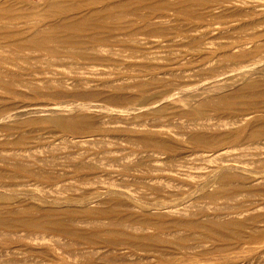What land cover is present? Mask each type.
Masks as SVG:
<instances>
[{
	"label": "rangeland",
	"instance_id": "374dc122",
	"mask_svg": "<svg viewBox=\"0 0 264 264\" xmlns=\"http://www.w3.org/2000/svg\"><path fill=\"white\" fill-rule=\"evenodd\" d=\"M68 1L0 0L27 16L0 27L49 29L133 0ZM162 1L132 5L120 33L96 30L108 39L95 54L89 33L45 50L1 39L0 217L56 218L78 238L0 225V264H264V0L144 21L149 2H176ZM116 220L138 226L133 244L110 246Z\"/></svg>",
	"mask_w": 264,
	"mask_h": 264
},
{
	"label": "bare ground",
	"instance_id": "6f19581e",
	"mask_svg": "<svg viewBox=\"0 0 264 264\" xmlns=\"http://www.w3.org/2000/svg\"><path fill=\"white\" fill-rule=\"evenodd\" d=\"M68 1V0H67ZM80 1V0H79ZM92 1H94V0H92ZM92 1H90L91 3H92ZM102 1V3H104L103 1L104 0H96V2H94L95 4L96 3H100ZM106 1V0H105ZM112 0H110V2H111ZM118 1H120V0H118ZM141 1V0H140ZM149 1H152V0H149ZM166 1V0H165ZM173 1V0H172ZM206 1H211V0H206ZM230 1V0H229ZM68 2H70V0L68 1ZM76 2H77V0H76ZM80 2H82L83 3V1H80ZM80 2H78V3H80ZM90 2H89V5H90ZM139 2V0H133L131 3H128V2H118L117 4H115V6H112L111 7V4H110V6H105V7H103V8H99L98 7V9H96V10H94V12L93 11H91L92 13H87V14H83V13H81L80 14V16H78V18H65V16H64V18L65 19H63V17H62V19L63 20H57V18H56V22H54V23H49V24H52L51 26H50V28L49 29H46V27H45V29L43 28V26H42V24H44L45 22H43L42 23V21L41 22H39L40 23V25L41 26H39V27H34L32 24V26L30 25V24H28V22L26 21V23H27V26H25V27H27L26 29H28V30H26V31H28L29 33H30V35L28 34L27 35V33H23V34H20V33H17L18 32V30H17V32H16V30H15V32H14V34H10V32H4V30L3 29H5L6 30V26L5 27H3V26H1L0 27V41H1V39H3V38H5L6 40L7 39H9L8 40V42L10 41V40H13V43L15 44V45H17L19 48H24V47H33V48H38V49H43V50H45V49H52V46L53 45H56V44H63L64 42H65V40H72L73 42H75V41H77V40H79V38H81V36H82V34H86V33H89V35H91V42L92 43H90L91 45V47L89 48V49H92V50H90V51H92V53L95 51V52H97V51H100V49H101V47H103L104 45H105V42L107 41V37L105 36V35H101L100 33H98L96 30H106V31H110L111 33H113L114 31H116L117 33L119 32L120 33V31H121V29L123 28V27H121V29L119 28L120 26L119 25H121V23H122V19L124 18V16L125 15H127V12H128V10L127 9H129V8H131V6L132 5H134V6H136V4ZM162 2H164V0L162 1ZM161 2V3H162ZM168 2V1H167ZM73 3V2H72ZM86 3V2H85ZM85 3H83L84 5H85ZM94 3H92V6L94 5ZM114 3V2H113ZM116 3V2H115ZM194 4L195 6H196V4L197 5H202L204 2H203V0H176V2L174 3V4H166L164 7H159L160 5H158V7L159 8H156L157 6H156V4H151L150 2H149V10H150V12L148 13V15L147 16H144L143 17V15H142V19L145 21V20H148L149 19V17L151 16V15H153L155 12H157V11H164V10H170L171 8H178V9H180V11L182 10V16L184 15V16H188V17H192L193 16V12L195 11H193V12H191V10H189V8H191V7H189V6H187V5H191V4ZM196 3V4H195ZM211 3V2H210ZM241 3V2H240ZM244 3V2H243ZM58 4H59V2L57 3V2H54L53 3V5L51 6V10L48 8V10H49V12L51 11V12H53L52 14L53 15H55L56 17H57V15L56 14H61V15H63V14H65L66 13V11L64 10V9H60L61 7L60 6H58ZM77 4V3H76ZM83 4H81V5H83ZM88 4V3H87ZM86 4V5H87ZM105 4V3H104ZM6 5V4H5ZM12 5V4H11ZM71 5H73V4H71ZM85 5V6H86ZM99 5V4H98ZM163 5V4H162ZM84 6V7H85ZM104 6V5H103ZM145 6V5H144ZM192 6V5H191ZM11 7V6H10ZM70 7V6H69ZM194 7V6H193ZM198 7V6H197ZM200 7V6H199ZM73 8V7H72ZM78 8V7H77ZM137 8V7H136ZM135 8V10H137ZM142 8V7H141ZM145 8V7H144ZM143 8V9H144ZM12 9H13V7H11V9H9V6H5L4 7V5H0V22H5L6 20L8 21V20H13L12 22H14V24H15V22L16 21H14V19L16 20V18H17V20H18V18H23V20L21 21V20H19V24L21 23V22H23L24 20H26L25 18L27 17V16H25V15H21V16H18L17 14L15 15L14 14V12L12 11ZM20 9V8H19ZM66 9V8H65ZM68 9V8H67ZM79 9V8H78ZM78 9H71V11H76V10H78ZM93 9V8H92ZM142 9V10H143ZM146 9V11H147V8H145ZM144 9V10H145ZM14 10V9H13ZM17 10V9H16ZM70 10V9H69ZM81 10V9H80ZM131 10V9H130ZM140 9L138 8V11H139ZM15 11V10H14ZM20 11V10H19ZM137 11V12H138ZM171 11V10H170ZM16 12V11H15ZM68 12V11H67ZM70 12V11H69ZM169 12V11H168ZM73 13V12H72ZM79 13V12H78ZM144 13V12H143ZM195 13H196V11H195ZM50 14V13H49ZM68 14H70V13H67V15L66 16H68ZM75 14V13H74ZM129 14V13H128ZM133 14V13H132ZM135 14V13H134ZM140 14H142V11H140ZM159 14H160V12H159ZM180 14H181V12H180ZM46 15V18H47V13L45 14ZM130 15V14H129ZM139 15V14H138ZM145 15V14H144ZM150 15V16H149ZM28 16H29V14H28ZM39 16V15H38ZM76 16V15H75ZM74 16V17H75ZM128 16V15H127ZM139 16H141V15H139ZM158 17H159V15H157ZM201 16V15H200ZM236 16V15H235ZM33 17H34V15H33ZM41 17V16H40ZM42 17H43V15H42ZM49 17V16H48ZM50 17H52L51 15H50ZM54 17V16H53ZM121 17H123V18H121ZM130 17V16H129ZM157 17V18H158ZM162 17V16H161ZM31 18V17H30ZM30 18L28 19L27 18V20H30ZM45 18V19H46ZM55 18V17H54ZM54 18H53V20H54ZM136 18H137V16H136ZM155 18V17H154ZM4 19H6V20H4ZM32 19V18H31ZM47 19H49V18H47ZM58 19H60V18H58ZM128 19V18H127ZM138 19V18H137ZM2 20H4V21H2ZM50 20H52L51 18H50ZM124 20V19H123ZM152 20L153 19H151L150 21L152 22ZM155 20V19H154ZM7 21L5 22V23H7ZM10 21V22H11ZM43 21H44V19H43ZM129 21V20H128ZM137 21V20H136ZM30 22H31V20H30ZM121 22V23H120ZM125 22V21H124ZM130 22H132V21H130ZM129 22V23H130ZM24 23V22H23ZM42 23V24H41ZM135 23V22H134ZM137 23H138V21H137ZM148 23V22H147ZM150 23V22H149ZM10 24V23H9ZM8 24V25H9ZM11 24H13V23H11ZM10 24V25H11ZM13 24V25H14ZM17 24H18V22H17ZM22 24V23H21ZM25 24V23H24ZM46 25H47V23H45ZM119 24V25H118ZM126 24V23H125ZM7 25V24H6ZM16 25V24H15ZM39 25V24H38ZM37 25V26H38ZM45 25V26H46ZM122 25H124V23L122 24ZM129 25V24H128ZM150 25V24H149ZM131 26V25H130ZM3 27V28H2ZM9 27V26H8ZM24 27V26H23ZM125 27V26H124ZM132 27H133V25H132ZM15 28V27H14ZM48 28V27H47ZM146 28V27H145ZM12 29V28H11ZM25 29V28H24ZM120 29V30H119ZM22 30V29H21ZM119 30V31H118ZM122 30H124V29H122ZM127 30V29H126ZM129 30V29H128ZM136 29H134V31H135ZM140 30V29H139ZM142 30V29H141ZM144 30V29H143ZM158 30V29H157ZM20 31V30H19ZM23 31V30H22ZM154 31V30H153ZM179 31V30H178ZM102 33H104V32H102ZM109 33V32H108ZM123 33H125L124 31H123ZM24 34H26V35H24ZM137 34V33H136ZM186 34V33H185ZM21 35H23L22 37H21ZM128 35V37L129 36H131V37H133V36H135V35H131L130 34V32H129V34H127ZM141 35V34H140ZM174 35H176V34H174ZM4 36V37H3ZM17 36H19L18 38L19 39H17L16 37ZM66 36V37H65ZM86 36V35H85ZM115 36V35H114ZM120 36V35H119ZM125 36V35H124ZM123 36V37H124ZM84 36H82V38H83ZM117 37V36H116ZM116 37H115V39L114 40H116ZM130 37V38H131ZM66 38H68V39H66ZM119 38V37H118ZM117 38V39H118ZM127 38V37H126ZM5 39H3L4 41H5ZM124 39V38H123ZM120 40H121V37H120ZM109 41V40H108ZM123 41V40H122ZM125 41V40H124ZM123 41V42H124ZM1 42H3V41H1ZM6 42V41H5ZM117 42H118V40H117ZM120 42V41H119ZM10 44H11V42H9ZM13 43H12V45H13ZM84 43H86V41L84 42ZM83 43V44H84ZM107 43V42H106ZM113 43V42H112ZM116 43V42H115ZM65 44H67V43H65ZM70 44H71V42H70ZM5 45V44H4ZM9 45V44H8ZM87 45V44H86ZM85 45V46H86ZM16 46V47H17ZM84 46V45H83ZM84 46V47H85ZM106 46V45H105ZM13 47V46H12ZM3 48V47H2ZM13 48H15V47H13ZM18 48V49H19ZM86 48V47H85ZM86 49H88V48H86ZM1 50V49H0ZM3 50V49H2ZM24 50V49H23ZM94 50V51H93ZM6 51V50H5ZM13 51V50H12ZM50 51V50H49ZM53 51V50H52ZM89 51V50H88ZM17 52V51H16ZM95 52H94V54H95ZM9 53V52H8ZM11 54V53H10ZM9 54V55H10ZM15 56V55H14ZM1 57V56H0ZM4 57V56H3ZM8 58V57H7ZM5 59V58H4ZM19 60V59H18ZM3 61H7V60H3V58H2V60H1V58H0V63H3ZM11 62V61H10ZM17 62V61H16ZM18 64V63H17ZM2 72V71H1ZM1 72H0V74H1ZM2 81V80H1ZM248 89V88H247ZM242 91H244V90H242ZM250 91V90H249ZM246 93V92H245ZM251 93V94H250ZM249 94L250 95H252V92H250ZM241 94V93H240ZM247 94V96H249L248 95V93H246ZM245 95V94H244ZM258 95V94H257ZM246 96V95H245ZM245 96H243V95H238V97H235L234 96V98L232 99V97H231V99L230 98H228V100L227 101H225L226 103H232V102H236L237 100H242V99H247V98H249V97H247L246 96V98H245ZM255 96H256V93H255ZM239 97H240V99H239ZM222 100V99H221ZM223 101V100H222ZM241 102V101H240ZM239 102V103H240ZM246 102V101H245ZM244 103V102H243ZM225 104V103H224ZM223 104V105H224ZM230 105V104H229ZM53 109H57L56 107H54ZM74 124V123H73ZM74 126H76V124L74 125ZM72 127V126H71ZM106 213V212H105ZM105 213L104 212H101L100 213V215L101 214H104L105 215ZM16 219H19V220H15V218H11L10 216H8V217H0V225H3V226H7V225H9L10 226V224H21V225H23V224H27V225H30L31 227L30 228H32V226L35 228L36 226L38 227V226H42L43 228H50L51 230L52 229H58V230H61V231H59V232H62L64 235H65V233L68 235H70L71 236V238H73L74 239V237H77V236H75V234H74V232L72 231V230H70V228L69 227H71V226H67V225H65V224H63L61 221H59L58 219H56V218H50V217H47V219H45V220H43V221H39L38 219L36 220V219H34V218H31V217H23V218H16ZM63 221L65 220V219H62ZM73 222V221H72ZM100 222V221H99ZM110 223V224H109ZM108 224V226H107V233H109V238L110 239H108V240H110V246L111 245H115L116 243L118 244V243H123L124 244V246L126 245L125 243H127V242H131V238L133 237V232L131 231V230H133L134 232L135 231H137L136 230V228L138 229V226L136 227V228H134V224L133 225H131L130 223H127L126 221H121V220H119V221H117L116 220V222H114L113 221V223L112 222H109ZM210 223H212V222H210ZM90 224V223H89ZM98 224V223H97ZM104 224V223H103ZM242 223H239V222H231V223H226L225 222V224H221V222H220V224H217V223H215V224H213V227L214 228H216V230L218 229V230H220V229H222V230H228V229H230L231 227H237V228H239L240 226H242L241 225ZM105 225V224H104ZM193 225H196V223L195 224H193ZM14 226V225H13ZM26 226V225H25ZM99 226V225H98ZM144 226H147L146 224L144 225ZM143 226V227H144ZM160 226V225H159ZM204 226V225H203ZM27 227V226H26ZM208 226H206V228H207ZM210 227V226H209ZM15 228V227H14ZM41 228V227H40ZM40 228H39V230H40ZM42 228V229H43ZM145 228H147V227H145ZM38 229V228H37ZM159 229H161V228H159ZM194 229V228H193ZM210 229V228H209ZM232 229V228H231ZM57 230V231H58ZM143 231H144V229H142ZM147 230V229H146ZM208 230V229H207ZM217 230V231H218ZM233 231H234V229H232ZM161 231H162V229H161ZM211 231V230H210ZM229 231V230H228ZM138 233H139V231H137ZM146 232V231H145ZM159 232H160V230H159ZM214 232H216L215 230H213V234L215 235V233ZM221 232V231H220ZM57 233V232H56ZM61 233V234H62ZM218 233V232H217ZM238 234H239V231L237 232ZM160 234V233H159ZM232 234V233H231ZM234 234V233H233ZM35 235V234H34ZM69 235H68V237H69ZM222 235H223V233H222ZM221 235V236H222ZM235 235H236V233H235ZM74 236V237H73ZM79 236V235H78ZM80 236L81 237H83L81 234H80ZM94 236V235H93ZM96 236H98V235H96ZM134 236H135V234H134ZM141 236V235H140ZM220 236V235H219ZM100 237V236H99ZM138 237H139V235H138ZM157 237H159V236H157ZM157 237L155 238V239H157ZM29 238V237H28ZM78 238V237H77ZM80 238V237H79ZM98 238V237H97ZM161 238H163V236L161 237ZM85 239V238H84ZM138 239V238H137ZM136 239V240H137ZM140 239V238H139ZM143 239V238H142ZM94 240V239H93ZM133 240H134V237H133ZM53 241V240H52ZM90 242H91V240H89ZM95 242H96V240H94ZM121 241V242H120ZM159 241V240H158ZM163 241V240H162ZM75 242H77L78 243V241H75ZM161 242V241H160ZM166 242V241H165ZM71 243V242H70ZM81 243V242H80ZM94 242L92 241V244H93ZM99 243V242H98ZM109 243V242H108ZM73 244H74V242H73ZM72 244V245H73ZM76 244V243H75ZM74 244V245H75ZM130 244V243H129ZM131 244H133V242H131ZM137 244H138V242H137ZM137 244L135 245L136 247H137ZM60 245H62L61 243H60ZM66 245V244H65ZM101 245H103V244H101ZM122 245V244H121ZM71 246V245H70ZM77 246H80V245H77ZM83 246V245H82ZM120 246V245H119ZM127 246H129V245H127ZM132 246H134V245H132ZM100 249H102V248H100ZM107 249V248H106ZM110 250V249H109ZM114 250V249H113ZM135 250V249H134ZM111 251V250H110ZM73 252V251H72ZM96 252V251H95ZM70 253V252H69ZM82 253V252H81ZM91 253V252H90ZM93 253V252H92ZM100 253V252H99ZM94 254V253H93ZM130 255V254H129ZM80 256V255H79ZM86 256V255H85ZM74 257V256H73ZM75 258V257H74ZM102 258H103V256H102ZM97 264V263H96Z\"/></svg>",
	"mask_w": 264,
	"mask_h": 264
}]
</instances>
